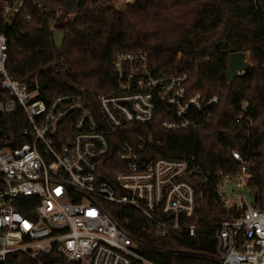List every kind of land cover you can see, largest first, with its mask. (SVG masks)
Returning a JSON list of instances; mask_svg holds the SVG:
<instances>
[{
  "label": "built area",
  "instance_id": "1",
  "mask_svg": "<svg viewBox=\"0 0 264 264\" xmlns=\"http://www.w3.org/2000/svg\"><path fill=\"white\" fill-rule=\"evenodd\" d=\"M54 4L0 0V264L13 253L37 262L53 255V264H165L193 256L264 264V180L255 184L249 157L250 131L260 123L246 115L245 103L234 119L245 128L229 151L232 167L211 171L193 154L167 155L153 133L118 138L154 122V131L194 132L219 102L217 94L191 91L186 72L156 73L147 52L114 56L112 93L92 101L80 91L39 99L37 87L10 76L7 61L24 35L19 19L52 32L73 20ZM213 209L216 217L206 218ZM207 229L213 255L184 243Z\"/></svg>",
  "mask_w": 264,
  "mask_h": 264
},
{
  "label": "trees",
  "instance_id": "2",
  "mask_svg": "<svg viewBox=\"0 0 264 264\" xmlns=\"http://www.w3.org/2000/svg\"><path fill=\"white\" fill-rule=\"evenodd\" d=\"M73 20L56 23L65 33L60 54L55 51L53 32L35 22L18 20L24 35L11 47L7 69L11 77L38 88L46 102L58 94L80 91L87 101L114 91L112 61L121 51H144L156 73L188 74L191 91L217 94L219 102L209 116L198 118V129L165 131L147 125L134 134L120 132V140L136 134L160 137L164 152L174 158L193 154L204 170L229 171V151L239 147L244 122L234 121L245 103L246 115L255 123L251 129L249 157L254 162L255 184L264 180V0H134L115 6L114 0H54ZM248 52L251 67L229 83L226 75L229 54ZM14 116H7L11 120ZM2 120V118H0ZM15 119V117H14ZM21 212L26 213L21 207ZM216 209L206 218L216 217ZM222 215L223 211L220 210ZM205 236L184 242L198 253L213 255L211 229ZM202 233V232H201ZM184 244L175 246L184 248ZM37 262L21 253L10 254L7 264H53L51 257ZM165 264H210L197 256L174 257Z\"/></svg>",
  "mask_w": 264,
  "mask_h": 264
},
{
  "label": "water",
  "instance_id": "3",
  "mask_svg": "<svg viewBox=\"0 0 264 264\" xmlns=\"http://www.w3.org/2000/svg\"><path fill=\"white\" fill-rule=\"evenodd\" d=\"M134 0H132L133 2ZM65 39V33L61 30H55L53 32V43L55 51L60 54L61 48ZM251 67L249 61L246 58V53L244 51L232 52L229 54L228 65L226 70V75L229 83H233L235 77L238 75L239 71L248 70Z\"/></svg>",
  "mask_w": 264,
  "mask_h": 264
},
{
  "label": "rangeland",
  "instance_id": "4",
  "mask_svg": "<svg viewBox=\"0 0 264 264\" xmlns=\"http://www.w3.org/2000/svg\"><path fill=\"white\" fill-rule=\"evenodd\" d=\"M262 7H263V9H264V3L262 4ZM246 58H247V60L249 61V63H251L250 56H249V53H248V52H246ZM248 198H249V200H251L250 195H248Z\"/></svg>",
  "mask_w": 264,
  "mask_h": 264
},
{
  "label": "snow or ice",
  "instance_id": "5",
  "mask_svg": "<svg viewBox=\"0 0 264 264\" xmlns=\"http://www.w3.org/2000/svg\"><path fill=\"white\" fill-rule=\"evenodd\" d=\"M90 214H93V213H90ZM19 219V218H18ZM28 227V225H27V223H25V228H27Z\"/></svg>",
  "mask_w": 264,
  "mask_h": 264
}]
</instances>
